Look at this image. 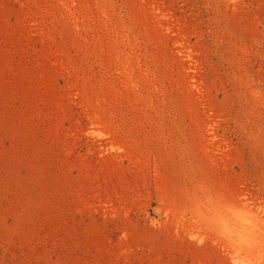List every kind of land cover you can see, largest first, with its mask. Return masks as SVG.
<instances>
[{
	"label": "rangeland",
	"instance_id": "obj_1",
	"mask_svg": "<svg viewBox=\"0 0 264 264\" xmlns=\"http://www.w3.org/2000/svg\"><path fill=\"white\" fill-rule=\"evenodd\" d=\"M0 264H264V0H0Z\"/></svg>",
	"mask_w": 264,
	"mask_h": 264
}]
</instances>
